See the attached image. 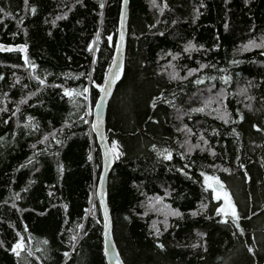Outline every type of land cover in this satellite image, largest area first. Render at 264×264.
<instances>
[{
  "label": "trees",
  "instance_id": "obj_1",
  "mask_svg": "<svg viewBox=\"0 0 264 264\" xmlns=\"http://www.w3.org/2000/svg\"><path fill=\"white\" fill-rule=\"evenodd\" d=\"M122 2L0 0L27 52L0 53V264H107L92 111ZM106 132L124 264H264V0H130Z\"/></svg>",
  "mask_w": 264,
  "mask_h": 264
},
{
  "label": "water",
  "instance_id": "obj_2",
  "mask_svg": "<svg viewBox=\"0 0 264 264\" xmlns=\"http://www.w3.org/2000/svg\"><path fill=\"white\" fill-rule=\"evenodd\" d=\"M129 14L130 0H126V2L125 0H123L117 47L112 65L103 86V88L107 92V96L105 99L101 100V98L105 96V91H101L100 97L96 102L92 113V132L97 140V144L100 148L103 161L102 172L97 187V197L104 220V248L107 264H117V262L119 264H124L114 240L112 217L107 200L108 179L113 168L114 159L109 139L107 137L106 120L110 101L124 71ZM121 37H123V39H121ZM20 48H24V51L20 52H22V54L26 56L27 52L24 45L13 46L0 43V53L8 51L7 49H13L12 51H19L18 49ZM117 72H119L118 77L115 76ZM109 81L112 82L109 84ZM97 104H102V107L97 108ZM220 185V182L217 183V181H215L213 183V188H215L217 191H221L223 188L221 189Z\"/></svg>",
  "mask_w": 264,
  "mask_h": 264
},
{
  "label": "snow or ice",
  "instance_id": "obj_3",
  "mask_svg": "<svg viewBox=\"0 0 264 264\" xmlns=\"http://www.w3.org/2000/svg\"><path fill=\"white\" fill-rule=\"evenodd\" d=\"M125 2H126V0H125ZM103 5H101V7H102ZM108 39L109 40H111V37H108ZM121 39H123V37H121ZM8 51H12L13 49H7ZM19 51H24V48H20V49H18ZM91 50V49H90ZM26 59V58H25ZM115 76L116 77H118L119 76V72H117L116 74H115ZM112 81H109V84L111 83ZM41 83H43V81H41ZM99 87V86H98ZM101 91H105V89L104 88H101ZM88 92V89L87 88H85L84 90H83V92H81V93H77V95H83L84 93H87ZM65 94L66 95H72V93H70V92H65ZM106 96H107V92L105 91V96L104 97H102L101 98V100H103V99H105L106 98ZM100 107H102V104H97V108H100ZM95 127V126H94ZM214 178L213 177H205V182L207 183L208 181H212ZM217 183H219V181H218V179H217ZM208 187L209 188H213V185L211 184V183H208ZM220 188L222 189L223 188V185L221 184L220 185ZM213 191H216V189L215 188H213ZM224 197H225V203L226 204H229V206H231L230 205V200H229V198H228V195H227V193H224ZM220 198V193L219 192H217V199H219ZM232 207V216L236 219V220H238L239 219V217H238V215H237V213H236V211H235V208H234V206H231ZM220 212H224V209L223 208H221L220 210H219ZM23 247V245L22 244H17V246H16V248L17 249H19V248H22ZM16 249H14V251H15ZM17 254H19L18 252H17Z\"/></svg>",
  "mask_w": 264,
  "mask_h": 264
},
{
  "label": "rangeland",
  "instance_id": "obj_4",
  "mask_svg": "<svg viewBox=\"0 0 264 264\" xmlns=\"http://www.w3.org/2000/svg\"><path fill=\"white\" fill-rule=\"evenodd\" d=\"M262 46H263V44H262ZM209 95L206 97V99L211 103L212 101V103H217L216 101L217 100H219V96L218 97H213L212 96V98H210L209 99ZM211 103V104H212ZM205 104V103H204ZM211 107L212 108H216L217 107V105H211ZM179 121L182 123V117H179ZM216 180H212V181H209V183H211L212 185H213V183L215 182ZM213 189V188H212ZM217 192H219L220 193V198L219 199H217ZM224 193H227V192H225L223 189L221 190V191H214V194H215V197H216V199L217 200H221L222 201V203H223V209H224V213L225 214H232V207L231 206H233V202H232V199H231V197H229V195H228V193H227V195H228V198H229V200H230V205L231 206H229V204H226L225 203V197H224Z\"/></svg>",
  "mask_w": 264,
  "mask_h": 264
},
{
  "label": "bare ground",
  "instance_id": "obj_5",
  "mask_svg": "<svg viewBox=\"0 0 264 264\" xmlns=\"http://www.w3.org/2000/svg\"><path fill=\"white\" fill-rule=\"evenodd\" d=\"M92 113H93V111H92ZM117 264H119V263L117 262Z\"/></svg>",
  "mask_w": 264,
  "mask_h": 264
}]
</instances>
